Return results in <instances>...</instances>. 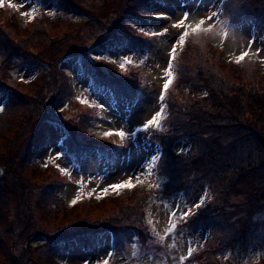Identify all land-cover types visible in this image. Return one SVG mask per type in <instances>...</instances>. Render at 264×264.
Listing matches in <instances>:
<instances>
[{
  "label": "rangeland",
  "instance_id": "obj_1",
  "mask_svg": "<svg viewBox=\"0 0 264 264\" xmlns=\"http://www.w3.org/2000/svg\"><path fill=\"white\" fill-rule=\"evenodd\" d=\"M6 1L15 7H8L4 1L0 7V24L5 25L0 31V100L5 105L12 103L8 112L6 106L0 111V206L6 215L4 221L0 219V264L18 257L22 246L41 244L38 236L44 234L36 228L38 219L43 230L53 229L52 236L81 233L85 221L96 222L94 229L104 226L95 232L96 238L85 232L84 245L71 238L70 249L57 251L58 264H104L105 260L108 264H207L208 259L214 264H264V239L259 230L245 246L224 244V221L206 216L220 207L245 204L246 198H233L216 190L213 179L191 165L181 173L179 168L178 177L170 178L163 168L165 146L157 135L167 128V97L179 104L189 96L203 95L202 90L187 93L185 84L173 87L181 68L191 71L198 62H207L225 75L241 79L244 71L257 66L258 70H253L264 85V14L259 12L263 5L253 0H138L131 5L127 0L128 6L121 9L118 0H76L81 6L72 4L65 9L63 0ZM24 12H31L32 17H22ZM212 12L217 14L208 20ZM184 13L189 14L186 25L205 19L202 28L211 26V30L192 33L189 29L181 46L178 37L184 29L173 28V24ZM241 15L258 18V29L256 26L252 31L250 19L248 23H231ZM111 21L120 27L128 25L126 32L131 37L114 34ZM40 22L49 26L44 32L53 38L82 29L69 43L68 53L51 57L42 55L44 42L37 41L36 33L30 36L32 25ZM5 36L16 50L6 47ZM174 45V80L161 103L164 72ZM243 52L249 55L236 63ZM111 83H118L123 90V94H115L119 104L113 103L107 90L108 86L112 89ZM42 96L45 103L39 104H44L45 111L29 131L20 116L32 111L35 99ZM18 98H22L21 107ZM161 107L162 127L142 130ZM121 130L126 133L123 140L114 134L104 135ZM22 137L26 140L20 145ZM113 139L120 145H113ZM73 143L79 147L92 145L94 149L89 154L81 153L76 161L67 152V145ZM17 149H21L19 160L14 157ZM172 150L187 156L193 149L188 141L176 139ZM157 155L160 158L149 174L147 165ZM12 161H16L17 175L16 181L9 182L5 171ZM137 175L143 183H137ZM130 177L134 187L111 189V185ZM53 179L58 180L46 183ZM166 182H175L177 187L163 189ZM17 188L27 196L36 216L32 220L34 229L8 227L14 218ZM210 190L218 200L205 205ZM143 193L142 207L147 208L148 221L154 220L164 238L163 246L160 238L150 233L144 218L136 224H127L121 217L114 219L122 205ZM201 201L203 206L194 208ZM189 208L194 214L184 221L180 213ZM172 223L176 227L168 232ZM107 228L115 241L107 235ZM40 264L52 263L45 260Z\"/></svg>",
  "mask_w": 264,
  "mask_h": 264
},
{
  "label": "trees",
  "instance_id": "obj_2",
  "mask_svg": "<svg viewBox=\"0 0 264 264\" xmlns=\"http://www.w3.org/2000/svg\"><path fill=\"white\" fill-rule=\"evenodd\" d=\"M63 1L66 5L65 9L72 4L81 6L76 0ZM137 1L129 0L131 5H135ZM253 1L263 5L261 9L264 11V0ZM128 4L127 0H118V6L121 9ZM109 24L112 25L114 34L122 33L131 37L126 32L128 25L120 27L116 21H111ZM4 27V24H0V31H4ZM46 29H49V26L45 23H35L32 25L30 36L36 33L37 41L44 42L42 55L59 57L69 52V43L79 37L82 28L58 38L48 36L44 32ZM3 40L6 41L7 48L16 50V45L10 41L9 37L5 36ZM29 41L30 39L27 38L25 43L28 44ZM32 50L34 51V48ZM244 72L246 74L238 79L236 76L225 75L207 62H198L191 71L181 68L178 83L175 86L179 87L180 83L185 84L187 93L202 90L203 95L189 96L187 101L183 100L179 104L175 103L174 98L170 100L167 97L169 104L167 128L157 132L160 142L165 146L162 157L166 161L163 168L170 178L178 177L179 168L181 173L186 165V167L191 165L198 168L205 177L210 176L216 190L226 192L233 198H246L245 204L220 207L218 212H213L214 217H221L224 221V229H222L227 234L225 238L240 244L245 239L246 241L249 239L248 234L256 228L264 213V85L262 86V82L253 69L249 68ZM63 81L66 79H62V83ZM53 85L55 89V79ZM9 97L14 101L13 94ZM43 97L45 96L35 99L36 104L32 111L25 115L22 113L20 116L29 131L45 111L44 104H39L40 101L45 103ZM21 101L22 98H18L19 107L22 106ZM11 105L12 103L6 104V112ZM23 128L25 129V126ZM176 139L188 141L190 148L193 149L192 152L187 156L177 155L172 150L173 141ZM25 140L26 137H22L20 145ZM20 153L21 149H17L14 153L16 160H19ZM5 173L9 182L16 181V161L11 162V166ZM57 180L53 179L46 183L51 184ZM175 187H177L175 182H166L163 185V189L171 190ZM16 191L19 193L16 192L14 218L10 220L8 227L23 225L28 229H34L36 223L32 220L36 216L32 214L29 200L20 189L17 188ZM144 195L145 193L122 205L117 212L120 214H115L114 219L121 217L127 224L141 223L143 218L146 221V208L142 207ZM214 200H218L215 194ZM1 208L0 206V219L3 218L4 221L6 215L1 212ZM36 222V228L44 234L38 236L40 238L38 242L41 244L33 248L28 245L22 246L18 257H11L8 264H40L45 260L58 264L56 253L59 250L70 249L71 238H75L78 244L84 245L83 239L87 237L85 232H91L95 238V232L104 227L94 229L96 222L85 221L82 226L84 231L81 233L72 235L69 234L70 232H64L52 236L53 229L43 230L40 227V219ZM21 237H24L22 230ZM207 264L214 263L208 259Z\"/></svg>",
  "mask_w": 264,
  "mask_h": 264
},
{
  "label": "snow or ice",
  "instance_id": "obj_3",
  "mask_svg": "<svg viewBox=\"0 0 264 264\" xmlns=\"http://www.w3.org/2000/svg\"><path fill=\"white\" fill-rule=\"evenodd\" d=\"M3 6V0H0V7ZM8 7L10 8H13L15 7L14 4L12 3H9L8 4ZM216 12H212L208 17L207 19L208 20H211L214 16H216ZM22 17L24 16H27L29 18L32 17V13L31 12H24V13H21ZM188 13H184L183 15V18L180 19L177 23H174L173 24V28H177V29H181L183 28L184 31L182 32L181 35H179L178 37V43L183 46L185 41H186V38L189 36V29L191 30L192 33H197L199 31H203L205 33H208L210 30H211V26H209L208 28H202V26L205 24L206 20L205 19H200L197 23L195 24H185L186 20L188 19ZM157 18H162V17H157ZM226 34V33H225ZM175 45L173 46L172 48V51L170 52L169 54V61H168V67L165 69V72H164V83H163V87H162V91H161V95L159 97L161 103H163L164 101V94L165 92L168 90L169 86L173 83V80H174V76H173V63L172 61L175 59ZM249 53L248 52H243L241 53L238 57H236V63H240L241 61L244 60V58L246 56H248ZM129 61H125V63H128ZM121 67H123V64H121ZM82 70H85V69H82ZM6 106L4 104V102L2 100H0V111L3 110V107ZM163 113H164V108L161 107L160 111L156 112V114L150 119L148 120L144 125H143V129L142 130H147L149 129L150 127H155L156 129H160L162 127L160 121L164 118L163 117ZM117 135L119 136L122 140L125 138V135L126 133L121 130V131H118V132H115V133H105L104 135L105 136H109V135ZM132 135H135V133H132ZM59 158V157H57ZM160 157L157 155V156H153L152 157V161L149 165H147V168H148V171H149V174H151V171H152V168L156 165V162L157 160L159 159ZM63 171V170H62ZM143 171V169H142ZM136 180H137V183H143V181L140 180L139 178V175H137L136 177ZM111 189L113 191H118L119 189H123V188H131V187H134V185L132 184V178L130 177L129 180L127 181H124L122 183H119V184H113L110 186ZM151 187V185H150ZM108 189L105 188L104 189V192L107 193ZM73 203H75V201H73ZM203 206V201H201L200 203H197L194 205V208L198 209L200 207ZM194 214V209L193 208H189L188 211H181L180 213V218L184 221L187 220L188 216L189 215H193ZM176 213L173 212L172 213V217H175ZM170 217V219L172 218ZM149 224L152 223L151 220L148 221ZM176 227V224L175 223H172L170 225V227L168 228V232H172ZM161 239H163L161 237ZM190 254H191V250H190ZM104 264H108V261L105 260L104 261Z\"/></svg>",
  "mask_w": 264,
  "mask_h": 264
}]
</instances>
